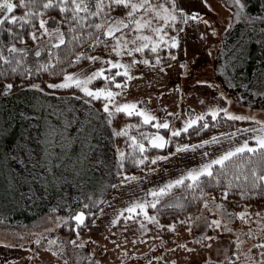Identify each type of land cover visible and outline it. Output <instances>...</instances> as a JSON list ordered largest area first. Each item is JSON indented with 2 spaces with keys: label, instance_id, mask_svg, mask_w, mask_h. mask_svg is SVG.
I'll use <instances>...</instances> for the list:
<instances>
[{
  "label": "snow or ice",
  "instance_id": "obj_1",
  "mask_svg": "<svg viewBox=\"0 0 264 264\" xmlns=\"http://www.w3.org/2000/svg\"><path fill=\"white\" fill-rule=\"evenodd\" d=\"M200 3L209 11L217 12L219 17L210 0H200ZM223 7L227 9V15L213 19L198 8L186 7L185 0H0V78L18 74L22 77L20 87L45 94L41 82L25 83L24 80H31L38 74L62 77L55 82L47 81V88L56 92L65 90L69 97L79 99L90 110L99 103L100 107L95 109L99 114L98 122L103 120L111 128L116 114L136 118V122L113 128L109 137L125 138L124 148L114 146L113 150L115 167L111 175L115 182L109 183L110 188L117 190L113 199L130 179L148 180L151 173L161 170L162 162H169L175 154L202 150L201 163L183 168L162 184L142 189L144 196L133 199L121 209L109 221L110 226H115L121 217L124 221H135L141 216L159 224L158 214L178 213L167 228L175 231L177 224L186 226L185 231L195 247L183 242L177 245L188 253L185 264H264V118L251 111V104L248 105V114L230 110L234 98L227 95L214 79L202 76L201 72L206 69L198 63L199 48H204L208 56H213L215 48L223 63L215 66L213 71L226 79H234L228 69L234 70L244 48L236 46L234 51H222L220 44L213 41H219L222 33L240 24L255 33L259 23L262 38L258 43L264 44V0H225ZM253 7L257 9L256 14ZM189 28L193 30L192 34ZM190 51L192 55H189ZM85 60L88 61L87 71L68 70ZM177 67V75L184 78V83L174 82L171 89L156 92L157 97L177 92L181 94L178 96L181 100L183 95L191 94L186 89L198 90L197 86H206L215 90L223 105L213 103L199 113L190 108L182 113L169 112L168 105H164V116L159 117L148 107L151 97L121 99L128 96L130 81L147 78L141 69L147 68L153 74V81L159 84L157 77L171 76ZM229 86L237 87L232 83ZM13 87L14 83H5L2 91L8 93ZM243 87L248 88V85ZM249 91L264 98V90ZM57 99L61 97L57 96ZM244 99L243 95L235 98L237 103ZM58 111L53 109L48 117L36 107L31 112L21 113V117L35 128L41 146L39 152L29 149V159L36 157L32 168L34 171L39 169L36 179L40 183L38 187L28 188V199L46 195L51 184L63 186L65 177L59 170L67 172L68 165H71L79 174L77 165L83 166L87 159L81 154L72 161L64 151L72 142L67 130L76 117L71 114V109H67L70 115L63 122H53L50 117ZM181 116L182 125L172 124L173 119ZM225 119L251 121L252 124L239 126L230 133L213 134L196 143L182 142V134H190L192 130L199 135L198 130L208 129L213 126L212 122L219 124ZM85 121L91 122L88 117ZM75 131L81 134L88 129L86 126L76 127ZM30 135L25 129L20 139L25 141ZM85 139L90 153L102 147L99 141L93 143L95 131ZM224 141L228 142L226 148ZM216 145L220 147L214 149ZM213 151L214 154L210 155ZM11 159L16 160V157ZM89 163L107 167L105 158L97 155H92ZM129 164L146 175L139 177L129 172ZM175 189H180V193L176 194ZM253 199L260 201L256 210L249 203ZM106 201L102 185L83 195L78 193L73 201L75 207L65 202V214L44 218L51 225L44 232L50 233L64 226L70 230L68 238L44 237L36 233L35 243L46 246L57 258V264H82L85 261L100 264L93 253L82 254L85 244L80 237L89 225H97V212L103 213L101 205ZM229 204L233 207L230 208ZM56 211V208L50 210L51 213ZM236 220L241 226H234ZM140 227L144 225L141 223ZM88 240L98 243L91 236ZM0 244L23 247L8 245L6 241H0ZM131 255L136 256V253ZM143 258L147 260L146 256Z\"/></svg>",
  "mask_w": 264,
  "mask_h": 264
},
{
  "label": "rangeland",
  "instance_id": "obj_2",
  "mask_svg": "<svg viewBox=\"0 0 264 264\" xmlns=\"http://www.w3.org/2000/svg\"><path fill=\"white\" fill-rule=\"evenodd\" d=\"M210 2L213 7L218 10L219 17L217 16V12H211L204 7V5L200 3V0H185V6L189 8H198L201 11L206 12L207 15L211 16L213 19L223 18L227 15V9L223 7L225 0H210ZM221 27H223V25H221ZM192 32L193 30L189 28V33L192 34ZM224 35L225 33H222L219 41L214 40L213 42L219 43L221 47ZM261 38L262 37H260L258 41L261 40ZM262 46L264 47V44H262ZM192 54V51H190L189 55ZM216 57L217 54L215 48L213 49V56H208L204 48H199L198 63H200V67L202 69H206V71L201 72V75L206 78L214 79L218 84H220L221 89L227 95L234 98L233 103L230 106V110L248 114L250 111L248 105L251 104V111L258 117L264 118V98L260 97L256 101L244 99L237 103L235 100L236 96L229 93L225 89L224 85L217 80L218 78H216L215 72L213 71V68L216 66ZM180 58H184L182 53ZM202 61H206V63H201ZM86 65H88V61H82L80 65L70 71H78L81 69L87 71L88 69L85 67ZM141 70L145 72L147 78H138L130 81V87L127 90L129 94L126 97L122 96L121 99L141 100L143 98L151 97L148 107H150L159 117L164 116V112L162 111L164 105H168L169 112L182 113L185 109L190 108L196 113H199L204 111L210 104L219 103L223 105L224 103L218 96L215 95V90L207 88L206 86H197L198 90H194L192 88L186 89L185 91L191 94L183 95L181 100H178V96L181 94L177 92H171L157 97L155 95L156 92H165V88L171 89L174 82H179L181 84L184 83V78L177 75L179 71L178 67L172 71L171 76L157 77L156 79L160 81L159 84L153 81V74L147 68H143ZM262 70L264 71V49L262 51ZM2 89L3 87H0V143H2L1 140L10 139L14 134H17L18 129H20L16 120V110L20 109L19 106L26 103L25 105L30 109L29 102L36 100V107L41 109V107L45 104L43 101H46V97L44 95L59 96L58 94H60V92H56L55 90L41 94L38 91L23 88L17 91L13 97L3 99L9 92L4 93ZM260 90H264V84ZM50 99H52V97H50ZM55 106H57V104H55ZM52 107L53 106L49 108L51 109ZM77 108L80 110V114L78 115L80 120L84 119V113L86 111L92 110L89 109L88 105H84V107L82 105V109L79 107ZM55 109L60 111L63 107L57 106ZM65 117L57 112L56 116H53V121H62ZM118 118L119 114L113 117V126H116L118 123ZM182 118L183 117L181 116L180 119H173L171 122L174 125H182ZM207 118L210 120V117ZM120 120H125L122 122L120 121L122 126L128 121L134 122L130 120L127 121L126 116H123ZM40 123L42 124V121H40ZM81 123V127H84L87 124L86 122ZM96 123L97 125L94 130H96L100 122H98L97 119L90 122V124ZM251 124V121L241 122L235 128L239 126L247 127ZM235 128L216 131L213 134L221 132L230 133L235 130ZM74 132L76 131L73 127L72 134L70 133L72 135L71 144L73 145L69 146H74V144H78L79 141L82 142L85 139L83 135L84 133L78 135L77 133L74 134ZM213 134L203 139H207ZM236 139L238 140L239 137ZM196 142L197 141L193 143ZM223 143L226 148L228 146V142L224 141ZM219 147V145L213 146L214 149ZM200 151L202 150H197L196 153L188 152L186 154H175L170 158L169 162H162L161 170L151 173L148 180L137 181L130 179L128 184L122 186L119 195H116L115 199H113V195L117 190L113 189L105 205L102 207L103 213H98L96 217L97 225H91L89 229H86L81 234L80 238L84 240L85 244L84 249L81 250L82 254L87 255L88 253H93L94 258L98 260L100 264H148V261H150L151 264H171L174 260L176 261V264H185V258L188 256V253L183 249L178 248L177 245L183 242L187 243L189 247H195V244L192 242L189 233L185 231L186 226L181 229V227L177 225L175 231L167 228V225L172 222L173 217L166 223L162 224L160 222L157 224L155 222L145 220L142 216L135 221H124L122 219L118 221L115 226H110L109 221L115 215L119 214L121 209L126 208L133 199L142 198L144 196L142 189H148L153 185L162 184L169 178H174L178 175L183 168L192 167L201 163L202 158L200 156ZM211 154H214V151L210 152V155ZM145 175L146 173L144 172L143 174H138L136 176L144 177ZM149 212L152 214L150 209ZM124 214L128 215L127 212ZM141 223L144 225L143 228L140 227ZM159 225H164L165 227L161 228ZM234 226H241L240 221H234ZM48 227H51V225L49 222L45 221L44 218L35 226L28 228H19L0 224V241H6L8 245H23V247H19L0 244V264H57V258L47 250L46 246L41 247L35 243L37 238L35 234L40 233L44 237L53 236L59 237L60 239H67L70 234V230L67 227L60 226L50 233L44 232V229ZM125 228L128 230L125 231ZM89 236H91L93 240L98 241V243H92L89 241ZM125 240L127 242H125ZM117 245H119V247H117ZM105 248L107 249L106 251ZM29 249H31V251H29ZM173 249H175V251H173ZM122 250H125V252H122ZM132 253H136V256H132ZM69 255H71V253H69ZM145 256L147 257V260L143 258ZM29 257H31V259H29ZM196 259H199V257H196ZM82 264H87V262H82Z\"/></svg>",
  "mask_w": 264,
  "mask_h": 264
},
{
  "label": "trees",
  "instance_id": "obj_3",
  "mask_svg": "<svg viewBox=\"0 0 264 264\" xmlns=\"http://www.w3.org/2000/svg\"><path fill=\"white\" fill-rule=\"evenodd\" d=\"M257 9L253 7V13L256 14ZM262 26L257 23L256 32L253 33L250 28H245L243 24L234 26L229 32L225 33L221 50L222 51H234L236 46H240L244 48V54H242V58L235 63L234 70L229 68L228 71L231 74V77L226 79L224 75L219 72H216V76L218 80L224 85L225 89L239 97L243 95L247 100L256 101L260 96H254L251 94L249 89L260 90L262 85L264 84V72L262 70V51L264 47L261 43H258V39L261 37L260 28ZM31 44V41H28ZM223 63V59L220 57H216V66ZM81 64V63H80ZM79 64V65H80ZM78 66V65H77ZM70 67L68 70H72L75 67ZM57 78L62 77H50L47 74H38L34 75L31 80L25 79V83L29 82H41V87L46 89V92L53 91L52 89L47 88V81L50 79L55 82ZM22 77L20 75H16L15 77L9 76L8 78H0V87H3L5 83L12 82L14 83V87L9 91L7 96L3 99H9L13 97V95L23 89L20 87V81ZM230 83L236 84L237 87H230ZM243 85H248V88L243 87ZM41 95V94H40ZM61 99H57V96H47L45 104L38 109L36 107V100L33 102H29L30 109L22 104L20 109L16 110L17 115V123L19 124L20 129H18L17 134H14L10 139L1 140L0 143V224L8 225L19 228H28L33 227L38 224L43 218L49 215H63L66 212V209L63 207L64 203L67 202L75 207L73 201L77 197V194L80 193L83 195L84 193L89 192L93 187L102 185L107 200L109 195L111 194L113 188L109 187V183H114L115 180L111 175L112 170L115 167L114 159H113V150L114 146H119L124 148V137H115L109 139L111 135V131L113 128H119L122 126L120 124V120L124 114H119L118 123L116 126L110 128L104 124L103 120H100L96 130V124L87 123L85 126L88 131L84 132V137L91 134L95 131V140L99 141V144L102 147H97L95 149V153H90L87 148V141H79L78 144H74V146H68L64 151L71 158L72 161H75L78 156L83 154L87 159H85L83 166L77 165L79 170V174L73 171L71 165H68V171L65 172L64 169H60L59 173H63L65 180L63 186L57 184H51L47 188V194L38 196L33 199H28V188L29 187H38L39 180L36 179V171L33 170L32 164L35 162L36 157L29 159V149H33L34 151H41V146L36 138L35 128L30 126V122L25 121L21 117V113L31 112L33 107H36L38 112L45 117L49 116V113L55 109L57 106H62L63 109L58 111L59 114H62L64 117L69 116L70 112L67 109H71V114H74L76 119L72 121L69 125L67 134L72 137V129H76V127H81V122H86L85 117H88L90 121H95L98 117V113H96L95 109L100 107L99 103H96L92 110L91 115H89L90 111H86L84 113V119H79V111L77 107L82 109V105H87L80 101L79 99H73L67 95L66 91L61 90L60 94H58ZM42 96V95H41ZM52 97V99H50ZM81 103V104H80ZM57 104V106H55ZM53 106L51 109L49 106ZM72 107V108H71ZM117 115V114H116ZM53 116H56L53 115ZM53 116L50 119L53 120ZM136 122V118H128L127 121ZM43 123V120H41ZM54 122V121H53ZM60 122H63L60 121ZM129 122V121H128ZM127 122V123H128ZM81 123V124H80ZM239 121L232 122L221 120L219 124L212 122L213 126H210L208 129L198 130L199 135L196 132L190 130V134H182L183 140L182 142L193 143L195 141L206 138L207 136L213 134L216 131H223L235 128L239 125ZM31 134L30 137H26L25 141H22L21 135L24 130ZM151 130V129H149ZM133 134L136 133V130L133 129ZM71 133V134H70ZM76 134V132H74ZM79 135V134H78ZM74 137V136H73ZM77 143V141H76ZM73 145V144H70ZM23 149V150H22ZM174 150V148H173ZM59 152L60 149L58 148ZM92 155L101 156L105 158V164L107 167H102L100 165L93 166L89 163V159ZM15 156L16 160H12L11 157ZM24 161V163H21ZM127 170L129 172L134 173L135 175L143 174V171L138 170L136 167L132 165H128ZM58 173V174H59ZM35 181V183H33ZM82 182V183H81ZM77 185H80L78 188ZM180 189H175L174 192L176 194L180 193ZM209 191H212L209 189ZM99 195V193H97ZM151 199V197H148ZM231 199V197H230ZM106 203V202H105ZM103 203L101 207L105 205ZM251 203L252 208H258L260 201L258 199H253L249 201ZM230 208L233 205H228ZM56 208L57 211L55 213H51L50 210ZM151 210V209H150ZM190 211L192 209H189ZM238 210V208L236 209ZM152 212V210H151ZM99 212H97L98 215ZM175 215H179L178 213L165 212L164 214H158L159 222L166 223L170 220V218ZM97 217V216H96ZM182 218V217H181ZM123 218H121L122 220ZM181 227V229L185 228V225L177 224ZM91 227V225H89ZM86 228V229H89ZM84 229L82 232H84Z\"/></svg>",
  "mask_w": 264,
  "mask_h": 264
},
{
  "label": "crops",
  "instance_id": "obj_4",
  "mask_svg": "<svg viewBox=\"0 0 264 264\" xmlns=\"http://www.w3.org/2000/svg\"><path fill=\"white\" fill-rule=\"evenodd\" d=\"M215 75H216V72H215ZM216 78H217V76H216ZM218 80V79H217Z\"/></svg>",
  "mask_w": 264,
  "mask_h": 264
}]
</instances>
